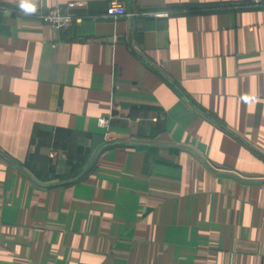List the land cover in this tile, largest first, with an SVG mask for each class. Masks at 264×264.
<instances>
[{"label": "crops", "instance_id": "1", "mask_svg": "<svg viewBox=\"0 0 264 264\" xmlns=\"http://www.w3.org/2000/svg\"><path fill=\"white\" fill-rule=\"evenodd\" d=\"M111 1L0 0V264H264V3Z\"/></svg>", "mask_w": 264, "mask_h": 264}, {"label": "built area", "instance_id": "2", "mask_svg": "<svg viewBox=\"0 0 264 264\" xmlns=\"http://www.w3.org/2000/svg\"><path fill=\"white\" fill-rule=\"evenodd\" d=\"M255 3H264V0H253ZM79 3V2H78ZM76 2H71L65 8L61 6H50L43 12L39 13V18L54 28L61 30V29H68L76 24H81L84 19V14H79L72 11L71 7H73ZM128 9L126 5L119 0H112L107 7L106 16L107 17H120L124 15H128ZM96 18V17H95ZM102 122L105 124L106 120L102 119Z\"/></svg>", "mask_w": 264, "mask_h": 264}, {"label": "clouds", "instance_id": "3", "mask_svg": "<svg viewBox=\"0 0 264 264\" xmlns=\"http://www.w3.org/2000/svg\"><path fill=\"white\" fill-rule=\"evenodd\" d=\"M19 7L25 14H35L37 11L34 0H20Z\"/></svg>", "mask_w": 264, "mask_h": 264}, {"label": "water", "instance_id": "4", "mask_svg": "<svg viewBox=\"0 0 264 264\" xmlns=\"http://www.w3.org/2000/svg\"><path fill=\"white\" fill-rule=\"evenodd\" d=\"M97 157V156H96ZM96 157L94 158V160L91 162V164H90V166H89V168L93 165V163H94V161H95V159H96ZM87 171V170H86ZM83 175V174H82Z\"/></svg>", "mask_w": 264, "mask_h": 264}]
</instances>
